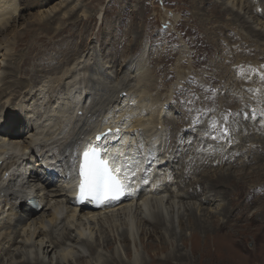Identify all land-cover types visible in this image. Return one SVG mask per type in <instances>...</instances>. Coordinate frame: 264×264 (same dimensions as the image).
Masks as SVG:
<instances>
[{
    "label": "rangeland",
    "instance_id": "obj_1",
    "mask_svg": "<svg viewBox=\"0 0 264 264\" xmlns=\"http://www.w3.org/2000/svg\"><path fill=\"white\" fill-rule=\"evenodd\" d=\"M28 1L29 0H13L14 2L13 6L11 9L8 10L14 11L16 9L15 13L17 12L16 14H19L21 12L19 9L21 8L23 2L28 3ZM38 2L40 6L35 7L30 11L32 13V14L30 13L31 15L30 20L35 22L34 24H32L35 30L31 34H29L30 36L29 35L25 36L24 44L21 45L19 50L21 52H24L25 50H27V48L35 44L37 46L36 53L40 52V54H38L36 58L32 57L29 64L23 66L21 56H16L15 58H12L9 55L4 56L3 51L0 52V91H4V95L0 96V115L4 113L0 117V122H2L0 128L4 125V122L7 125L6 120L8 118L5 119L7 115L13 114L18 111L20 116L18 117V115H15V120H17V122L14 123V125L16 124L17 125L16 127L12 125L11 128H8L10 125L8 124L6 126L8 129H3V128L0 129V164H3L8 160L9 165H12L15 161V158L14 157L11 158L10 156L22 155V152L25 151L24 148H22L24 147L22 145L23 144L22 141H30L31 139L36 140L32 144V146H35V144L37 143L41 145L40 147L36 145L38 146L37 147L38 149L37 150L35 149V153L37 152L38 154L37 156L39 159L43 160L44 157H49V156L50 158H54L56 157L55 154H59V155L61 154V150L63 149V147L69 144L70 142L63 143V147L60 146L61 149L59 148L57 152L56 150L50 151L49 149L53 146L50 145L45 146V143L50 144L51 142L52 144V142H54L53 145L55 146L59 141L58 139H54V140L50 139L48 140V142L46 141L47 135L42 133L40 131V128L35 129L34 127L35 121L32 120V118L34 119V116L33 113L30 111L33 110L36 113L37 118H43L47 113L46 111H50L49 109L53 106L52 108L55 107V109L56 110L58 109L60 112L63 110H68L67 114L70 112V116H76V115L79 116V114L82 115L79 116L80 118L76 116L78 119L77 118L73 119L72 117L71 119L68 118L66 120L67 123L66 129L72 127L73 129L71 130H74L73 136L80 133L84 135L81 136L80 134V138L77 139L78 143L83 142L84 138L88 134L87 131L90 128L92 129L93 126H96L95 120L97 122L100 119L99 121L101 122L104 121L105 123H107V121H110V123L113 122V124L117 122V124L115 125L120 130L122 128H120L119 126L124 124L122 125L124 126L123 127L124 131L123 129L122 131L123 134H125L124 136H126V138H125V143L123 141V144L126 145L123 146L122 141L121 143L118 144V146L116 145L117 150L119 152L121 151L120 153L117 151L118 154L117 155L115 154L116 157L117 156H119V158L121 157L120 159L122 163L127 160L126 162L128 163L125 162V164L131 165L130 163L136 161L137 157L141 154V153L139 154L140 151L141 152L148 151L152 155V157L150 161H148L147 166L146 163H144V166L140 172L144 173V171L148 166L149 167L152 166L151 174L154 170L155 173L159 175L158 176L153 172L155 176L152 174V177L153 178H156L157 176L160 177L157 185L161 186L160 183H162V185L166 184L164 187L165 190H167V192L168 191L170 192L169 189L171 185L173 187L175 181H177L178 183L180 181L178 176L179 171L177 170V164L182 159V157H178V156H183V158H185L186 161L188 162L193 161V159L196 157L193 161L194 163L191 162V164L192 163L193 165L195 164V166L199 169H203V168L205 169V167L207 166L206 170L207 169L209 170L210 166L213 163H215V168H219L228 162H230L228 166L233 165L235 166L234 168H239L234 164V161L237 160L233 155H236L235 153L238 152H239L238 154H242V152L243 154L246 153L248 148L247 146H243L245 150L244 149L237 150V148L235 147L242 144L241 142L245 140L244 137H241L237 134L231 135L232 133L228 131L227 133H225L222 130L218 132L216 130H219L221 128L222 129L227 128L228 130L229 129L232 130L233 128L237 127V126L233 127L232 122H229V120L232 118L234 113H236V110H234L235 112L231 110V107H233L234 105L233 104L234 98H236L237 100L236 99L235 100L238 101L237 102L238 108H241V110L242 108H246L247 110H249V114L247 117L248 121L250 120V118L251 120H256V118L258 119L263 118L264 121V8H263L264 0H255V2L254 0L252 1L251 0H38ZM8 4L10 5L9 2ZM243 5L252 6L251 7L252 11L250 12V14ZM255 13L257 17L261 20L252 19V15L254 16ZM37 14L39 15V19H37L38 18ZM30 15L26 14L25 16L26 18H29ZM48 21H50L49 24L50 27L48 26V28H44L43 24ZM20 22H22V20H20ZM23 26L24 25H22V27ZM131 48L133 49L131 50ZM83 53L90 54L91 55L90 60L85 61L86 59L84 57L83 58L81 57ZM96 54L99 55V56L97 55L99 58L96 57ZM67 57L70 59L74 58L71 59L73 60V62H70L71 60L67 59ZM94 60L96 62H94ZM68 61L70 64L68 63ZM133 62L134 63L139 62L141 63V65L143 64L142 65L143 67L141 66L143 70L141 69V71L137 72L138 67H136ZM14 63H16L18 65L17 68L18 67L19 68L18 69L16 68V71L13 74V76L11 75L10 77L9 68L12 65H15ZM132 63L134 64V66ZM57 67H59V69H57ZM24 69H36L38 70V73L37 75L35 74L34 77H32V75L26 74V72H24ZM136 73L137 75H135ZM71 74L76 75L77 77L76 79L79 78L80 79L75 80L72 83L71 82L69 83V81L71 80V77L69 76ZM108 74L110 77L108 76ZM115 76H119V77H115ZM107 77L110 80H108ZM124 78L125 79L127 78L128 82L130 83L127 82V79L125 81ZM18 81L25 82V86L28 84L27 86L29 88L25 89L24 87L22 88L16 86L14 87V84ZM117 83L118 84L122 83L121 84L122 89L127 88L128 90L130 89V91L126 93L123 92L120 94L119 97H116L114 95L115 88L113 87V85ZM51 84L52 86H49L50 90L49 88L47 89L48 85ZM60 84H62V87ZM86 84L87 85L89 84V86H87ZM130 84L133 86H130ZM41 85L43 88L39 87ZM81 85L83 88L81 87ZM137 85L141 87L143 86L142 88L144 89V96L150 95L147 97H142V99L143 98L147 99V101L138 100L142 96V94H140L141 96L140 95L138 96V93L134 88V87L136 88L139 87ZM93 88L96 89L98 88L99 90L97 91L94 89L93 91ZM140 89L141 88H139V90ZM68 90L70 91L68 92ZM6 91H7V95H5ZM80 91L82 95L85 94L84 96H80L79 100L82 99L83 100V101L81 100L82 102L79 100H78L79 102L75 101L76 100L75 99L74 102L72 101L73 103L70 102L68 103V106H64L65 99L69 94H73V93L79 94L78 92ZM132 91H134L132 93L133 95L136 93L134 95L135 97L133 95H130L128 97V95ZM64 92L65 94H62ZM100 93L101 96L99 97ZM158 95H160V97H158ZM13 97L15 99L11 100ZM40 97H43L44 99L42 100V98ZM61 97L62 100L60 99ZM154 97L159 98V101L157 99L155 100ZM96 98L98 100H96ZM48 101H52V102H48ZM140 101L144 102L145 105L148 102L149 104H147L146 107ZM40 102H42V104ZM55 102H57L59 105L60 104L63 105L62 106L60 105L59 108V105H56L57 103L54 104ZM75 102H77V104L81 106L79 108H76L77 104ZM84 102L86 105L83 104ZM90 102L92 105L90 104ZM136 102L138 104L141 103V106L143 107H141L140 104L138 105ZM48 103L51 106H49ZM131 103H133V105H135L136 103L138 108L139 106L141 108L138 109L137 107L135 108L134 106L131 108L132 106ZM224 103H226V107H228L226 108V111L221 109ZM82 104H83V108H82ZM129 104L130 106H128ZM122 105L127 109L128 107L130 108L128 110L126 109V112H129L131 116L128 115L129 117H126L128 113L125 112L124 107H123L124 109L122 108L123 110L120 109ZM63 106L64 108L67 107L69 109L66 108L60 110L62 109L61 107ZM84 106L88 108L86 109V107ZM93 106H96V108L93 109ZM115 107H116V111L115 110L113 111ZM149 107L150 109H147ZM142 108H144L145 110ZM44 109H45V114H43ZM117 109H119L120 111ZM40 110L43 112H40ZM58 110L56 112L55 111L49 112L51 116H55L54 119H56V121L60 120L59 116L61 115L60 112L58 113ZM148 110L151 111L155 110L156 112L149 111L150 112L149 113ZM158 111H160V113L162 114L160 115L161 117L163 116L162 118L164 121L163 120H161L160 122L155 121V117L162 119L160 115L157 114L159 113ZM98 112L102 114H98ZM135 112H137L138 114H136ZM146 112H148L151 115H149ZM259 112L261 113L259 114ZM26 113H28L27 117H25ZM114 113L116 114V116ZM141 113L144 114L145 116L142 115ZM221 113L222 115H220V117H222L223 119L220 120L219 118H217V116L218 114ZM134 114L137 117L141 116L142 118L146 119V121L142 124L136 122L141 117L137 119V117ZM30 115L32 116L31 119L29 118ZM85 115H87L86 119H85ZM111 115L114 119H116L115 117L120 116L117 118L119 120H114L111 117ZM148 115L152 119H149ZM225 116L227 117V119H225ZM167 117L168 118L173 117L172 125L165 122L167 120ZM82 118L84 119V122H82L83 121ZM104 118H106L105 119L106 121L104 120ZM176 118H179V120ZM148 119L150 121L152 120L154 124L157 123L158 126L152 124V126H154L156 129L154 127L150 128L151 123L149 121L148 122L150 124L147 123ZM70 120L74 121L73 125ZM75 120L77 121L81 120V121L79 122L76 121L75 123ZM90 120L92 121L94 120V121L90 122ZM130 120H132V122L135 120V123L134 122L132 123ZM124 122L125 123L128 122V123L125 124ZM88 123L89 124L91 123L92 125L91 124L89 125ZM137 123L141 125L138 126ZM146 123L148 124L149 128L146 126L147 125ZM219 124H222L223 127L217 126ZM142 125L145 126V128L147 127L146 130H143L144 127ZM44 126H47L46 131H48V133L50 132L49 128L50 130L55 129V126H53V122L51 120H48V122H46ZM85 126L86 127L89 126V127L86 128ZM135 126L136 128L138 127V129H135ZM140 126L142 127L140 128ZM131 127L132 129L134 128L133 133L131 131L132 129H130ZM162 127L164 128V130H166V132H164V130L161 129ZM212 127L213 130H211ZM125 128L126 129L128 128L127 130L130 132L127 131L126 132L127 134L124 133L126 131ZM158 128L160 130H158ZM151 129L153 130L152 132L154 133L155 136L153 135V133H151L153 138L152 136L151 137L149 136L150 141H148L149 138L147 134H150L149 131H151ZM136 130L137 131L139 130V132H137L138 134L136 133ZM171 130L173 133H171ZM157 131H160V133ZM13 132L17 134V135L14 134L15 137L14 141H16V144L14 143L13 144L15 147H12L10 144H7V142L5 141V138H9V136L11 135V133L13 134ZM139 133L141 134L145 133V134L144 135L140 134L142 136V138H140L141 136L139 137ZM156 133H157V137H156ZM136 134L138 135V140L141 139L143 143L142 142L139 143L138 141H135L137 140ZM161 134L162 136L160 137ZM57 136H59V134ZM143 136H144V140H143ZM146 136L148 139H146ZM162 137H166V138L161 140ZM198 137L200 138L199 140ZM130 138H132L133 140ZM154 138L156 139L158 138V140L155 141ZM233 138L238 139V140L235 139L237 142H235ZM126 139H128L130 144ZM145 139L147 140L148 144L151 141L153 142V140L151 139H154L155 142L153 143L157 144L158 141L161 142L163 141V144L160 142L162 144L160 145V143L158 142L159 143L158 145L156 144L154 145L153 143H150L149 146H147L148 144L145 141ZM228 139L230 140L228 141ZM231 139H233L235 144ZM134 142L138 144L136 143L133 144ZM187 143L190 146H187L188 145ZM221 144L223 145V147ZM129 145H132V147H134L135 150L134 151L131 150L134 148H132L131 146L129 147ZM139 145L142 148H145L146 146V149L139 148ZM150 145H154L152 146V149L150 148L151 147ZM126 146L128 147L125 148ZM135 146L136 147L138 146L139 149L137 148L138 149L137 150ZM163 146L165 147V149ZM153 147H155L156 149H154ZM225 147L228 148L226 149ZM5 148H7L6 151ZM40 149L43 154L39 151ZM42 149L45 150L47 149V150L43 151ZM29 150L31 151V147H28V149L26 150L27 151L25 153L26 155L29 153ZM230 150L232 151V153ZM154 151L156 152V156ZM174 152L176 155H173ZM183 152L185 153L184 155L188 154L189 157L188 156H186L187 158L184 157V155L182 154ZM47 153L49 154L46 155ZM192 153L193 156L191 155ZM200 153L202 154L200 155ZM203 154H205L206 156H204ZM28 156L31 157L32 155H28ZM160 156L163 157L164 159V160L162 159L163 161L161 160ZM207 156L209 158L208 160H210V163L206 162L208 161L206 159ZM126 157L132 159L129 160ZM244 158L245 157H242V159ZM57 159L60 160L59 162L60 164L62 162L61 159L60 158ZM157 160L158 162L162 161L163 163L162 162L157 163ZM197 160L198 161L201 160L203 163H201V161L198 162ZM33 162L34 165H36L35 169L39 172L41 176H44L42 181L40 179H37V183H35V186L37 188H42L43 190L42 199H44L42 201V204H44V208L39 211L33 212L34 215L32 217L36 218L38 215H40V212L47 211L48 209L45 207L50 206L53 202L55 203L56 199L59 198L63 199L62 194L64 193V191L59 192V189L61 188L57 187V186L61 187L60 185L62 184V181L59 184V182H56V180L54 181L51 179V177L53 178L55 177V174L54 175L51 174L47 176L42 172L41 169H39V166L37 165L35 159H33ZM170 162L172 164H170ZM175 163L176 165L174 166ZM219 163L220 166L218 165ZM201 164L202 166H199ZM145 166L146 168L145 170H143ZM160 167H162L164 171L161 170L162 172H158ZM172 167L174 171L171 170ZM16 168L17 167L13 168V170L15 171ZM167 169L169 172L167 171ZM175 170L176 172L178 171V173H176ZM12 171L10 170L6 177L2 176V178L0 179V183L3 180L8 182L10 179L8 177L10 176V174H12ZM171 171L175 172L177 175L175 173L172 174ZM185 171L187 170L185 169ZM163 172L164 174H162ZM165 172L166 174L167 173L168 174L166 175ZM160 173L162 176H164V179L162 178V176H160ZM263 173L264 172H262V174ZM168 176L170 182L166 181L165 179L167 178L168 180ZM47 178L50 180H47ZM162 179L164 181V184ZM65 180H67L66 177L63 178V181ZM252 180H255V178ZM252 180L251 182L246 183L245 187L240 192L241 194H245V192L249 188V185L253 183ZM23 182L25 183L26 180H23ZM23 182L18 181V184H21ZM168 183H170V185ZM175 184L177 183L175 182ZM164 187L162 186V188ZM193 188L196 189V194L197 192L199 194V193H203L204 191V186L198 182L195 186L191 187V189L195 191V189ZM48 191L50 192L49 195L47 194L49 193ZM155 191L149 192L148 198L152 196L155 197L156 194H157L156 198L160 197L161 191L160 190H158L160 192H158L157 190ZM55 192L58 195H56ZM51 194H53L52 195L53 197H51ZM175 197L176 196H174L173 198L176 200L181 198V197L178 198ZM246 197L247 196H237L233 194L231 196V200H230L231 202L228 203L229 201L225 200L223 201V204L228 203L229 208L231 207V205L232 207L236 208L237 203H242L243 202L242 199ZM51 198L53 202H51L50 205L46 204V201ZM200 198L201 196L199 194L196 199H200ZM249 198L250 200L256 199V197L252 195H250ZM184 199L187 200L189 198L185 197ZM193 200L191 199L190 201ZM1 204L3 205V203ZM210 204H211L210 206H214L213 203ZM259 205L256 204L254 206L258 207ZM202 206L208 207L209 205L204 204ZM11 208L12 207L10 205L7 206L6 212H10L12 215ZM251 211H253V209H250L248 211V215L251 213ZM92 212H97V211H92ZM63 214L65 216L67 215L66 212H63ZM69 214L70 213H68V216ZM256 215L254 217L255 219L253 218L252 220H247L245 222L242 221L241 226L238 227V231L235 233L236 239L233 243H231L234 252L233 254L231 253V255L228 257V261L225 260L226 263L231 264L232 262V264H241V262L239 261V256L241 254L240 258L244 256L246 264L249 263L264 264V229L261 228L262 227L261 223L264 224V214L258 213ZM4 217L5 216H3V218ZM245 217L246 216H244V218ZM179 223H180V218L179 219L177 218L174 227L177 226L175 229L177 232L180 233L182 227H180ZM220 232L222 231L217 230V235L221 234ZM187 233L188 235H190L191 229H188ZM143 236H144L143 232L142 233L139 232L135 235L136 239H139L136 248H134V244H133V251L134 252L136 251L135 256H132L131 254H127L124 250V243L121 241L118 242L117 239L114 237L115 239H113L112 247L107 246L108 249H106V247L104 248L100 246L101 247L100 250L102 251L103 255L101 254L97 259L101 258L100 261L103 262L105 259V255L112 254L111 251H118L120 252V255L122 256L124 255L123 257L127 262L130 259L132 260L136 259L138 264H160L161 261L162 264H190L191 262H192L191 264H221V259L217 255L213 256L210 253H206V251L203 254L201 249H199L200 246L195 248L192 247L191 240H189L186 243V245H183L181 241L178 242L179 248L188 257V261L185 260L186 263H180V260H176L177 258H175V260L166 259V257L171 256L169 252L171 247L168 249L158 246H155L154 248L153 247L149 248L146 244L140 243V238L143 239ZM199 239L202 240L203 237H199ZM94 241L96 242V238H94ZM84 247L85 245L83 246V248ZM84 249H86V247ZM173 252L174 251H171V253ZM210 252L217 254L218 252L217 244L211 248ZM89 256L90 254L87 252V254H85L84 257L85 259L87 258L86 260L88 261V263L96 262V257H89ZM163 256L165 258H162ZM157 258H159L161 261L160 260L157 261ZM76 264H85V262L78 261Z\"/></svg>",
    "mask_w": 264,
    "mask_h": 264
},
{
    "label": "bare ground",
    "instance_id": "obj_2",
    "mask_svg": "<svg viewBox=\"0 0 264 264\" xmlns=\"http://www.w3.org/2000/svg\"><path fill=\"white\" fill-rule=\"evenodd\" d=\"M8 2L10 3V5L8 4ZM254 2H255V0H254ZM261 3H262V1H261ZM13 4H14L13 0H11V1L10 0H1L0 1V52L3 51L4 56L9 55L12 58H15L16 56H21L23 66H25V65L29 64L32 57L36 58V56L38 54H40V52L36 53L37 52V46L35 44H33V46L27 48V50H25L24 52H21L19 50L21 45L24 44L25 36H28L29 34H31L35 30L32 26V24H34L35 22L30 20V17H31L30 11L35 7H39L40 5H39L38 0H29L28 3L23 2L21 8L19 9L21 12L20 13L18 12L19 14H16L17 12L15 13V10H16L15 8H13V9H15L14 11L8 10V9L12 8ZM243 6H245V9H247L248 13L250 14V12L252 11V8H251L252 6L251 5H248V6L243 5ZM263 8H264V6H263ZM26 14L30 15L29 18H26V16H25ZM35 15H34V17H35ZM37 16H38L37 19H39L38 14H37ZM252 19L261 20L257 17L256 13L254 14V16L252 15ZM20 20H22V22H20ZM22 23H24V24H22ZM49 24H50V21L44 23L43 27L48 28ZM22 25H24V26L22 27ZM132 49L133 48H131V50ZM90 51H92V50H90ZM97 55L98 54H96V57L99 58L98 57L99 55L98 56ZM90 56L91 55L88 53H86V54L83 53L81 57L82 58L84 57L86 59L85 61H88V60H90ZM96 57H95V60H96ZM67 59L71 60L74 58L70 59L67 57ZM95 60H94V62H96ZM128 61H130V60H128ZM70 62H73V60H71ZM68 63H69V61H68ZM14 64L15 65H12L9 68L10 77H11V75L13 76V74L15 73L16 68L18 66L16 63H14ZM77 64H78V62H77ZM134 64L136 67H138L137 72L141 71V69L143 70V68H141V66L143 64L141 65V63H139V62H136ZM134 64H133V66H134ZM78 66H76V67H78ZM46 69H44V70H46ZM57 69H59V67H57ZM103 69H101V70H103ZM24 72H26V74H30V75H32V77H34L35 74L37 75L38 70H36V69H24ZM132 72H134V71H132ZM104 74H106V73H104ZM140 74H141V72H140ZM66 75H67V73H66ZM135 75H137V73ZM108 76H109V74H108ZM138 76H140V75H138ZM69 77H71V80L69 81V83L70 82L72 83L75 80L80 79L79 77H78L79 79H76L77 77L74 74H71ZM115 77H119V76H115ZM107 79H108V77H107ZM124 79H123V81H124ZM126 79H125V81H126ZM88 80H90V79H88ZM108 80H110V79H108ZM85 81H87V80H85ZM127 82H128V79H127ZM118 83H120V82H118ZM118 83L113 85V87L115 88V90H114L115 94L114 93L113 94L116 97H119L120 94L123 92L126 93V92L130 91V89L128 90L127 88L122 89V87H121L122 83L121 84H118ZM128 83H130V82H128ZM6 84H8V83H6ZM27 85L25 86V82H23V81H18L14 84V87L15 86L19 87V88L24 87L26 89V88H29ZM60 85L62 87V84H60ZM95 85H96V82H95ZM49 86H52V84L48 85V87L46 85L47 89L49 88V90H50ZM87 86H89V84ZM130 86H133V85L130 84ZM137 86H139V85H137ZM8 87H10V86H8ZM39 87L43 88L42 85ZM81 87H82V85H81ZM142 87L141 86H139L137 88L134 87L138 93V96L140 94H142V96L140 95L141 99L139 98L138 100H141V101L146 100L147 101V99H144V98L142 99V97H147L150 95L144 96V89ZM139 88H141V89L139 90ZM44 89H46V88H44ZM94 89L97 91L99 90L98 88L97 89L93 88V91H94ZM44 91H46V90H44ZM69 91L70 90H68V92ZM72 92H74V91H72ZM133 92L134 91H132L130 94L128 93L129 94V95L127 94L128 97L130 95H133L132 94ZM78 93L79 94H77V93L69 94L65 99L64 106H68V103H70L72 101L74 102L75 99H76L75 101H78L80 99V96L85 95V94L82 95L81 91ZM62 94H65V92ZM3 95H4V91H0V96H3ZM5 95H7V91L5 92ZM52 95H54V94H52ZM86 95H87V93H86ZM100 96H101V93L99 94V97ZM46 97H47V95H46ZM158 97H160V95H158ZM38 98H39V96H38ZM40 98H42V100L44 99L43 97H40ZM14 99L15 98L13 97L11 100H14ZM60 99L62 100V97ZM126 99H127V97H126ZM156 99L159 101V98L156 97L155 100ZM235 99L236 98L233 99L234 105H233V107H231V110H233V111L236 110V113H234V115L229 120V122H232L233 127L234 126H237V127L233 128L232 130L229 129L228 132L232 133L231 135L237 134L241 137H244L245 140L243 142H241L242 144L235 146L237 148V150L238 149H244L243 146L248 147L246 153H244V154H243V152H242V154H238L239 152L238 153L234 152L236 155H233V156L237 160V161H234V164L239 168H234L235 166H233V165L228 166V164H230V162H228L219 168H215V163H213L212 165L210 164L211 166L208 165V166H210L209 170L208 169L206 170V167H207L206 165H205L206 166L205 169L204 168L199 169L195 166V164L193 165V163H194L193 161L196 157L195 158L193 157L194 159L192 158L193 161H191V162H193V163L191 164V162L186 161V159L183 158V156H178V157H182V159L179 158L181 160L177 164V170L179 171L178 176H179L180 181L178 183L177 181L174 180L177 184H175V182H174L173 187L171 185V187L169 189L170 192L168 191L169 194H168L167 190H165V187H164L166 184L162 185V183H160L161 186L157 185L160 177H158L159 175L157 173H155L154 170H153V172L155 174H157L158 176L156 178L152 177V174H153V172L151 174V169H152L151 167L152 166L151 167L148 166L146 168V166L148 165V161H150V159L152 157V155L148 151H144V152L142 151L143 153L140 151L139 154L140 153L141 154L137 157L136 161H134L133 163H130L131 165L125 164V162L127 160L122 163V161L120 159L121 157L119 159L115 160V162H113V158L116 157V155L118 154L117 153L118 150H117L116 145L118 146V144L121 143V141H122V144H123V141L125 143L126 136H124L125 134H123V131H124L123 127L124 126H122L124 124L119 126L120 128L123 129V131H122V129L120 130L119 128H117V126L115 125V124H117V122H115V121H114L115 124H113V122L110 123V121H107V123H105L104 121L101 122V121H99L100 119L96 122V120L94 119L96 126H93V127L90 126V127H92V129L90 128L88 131L86 130L88 132V134L84 138V141L81 143H78L77 139L80 138L81 133L73 136L74 130H71L73 128L70 127L69 129H66V126H67L66 120L68 118L71 119L72 117H73V119H75V118H77L76 116H78V115L70 116V112L67 114L68 110H63V109H66L67 107L66 108H64V106L61 107L62 109H60V110H63V111H61L62 113L57 109L58 113L60 112V114H61L59 116L60 120H58V121H56V119H54L55 116H51L49 114V112H52V111L56 112L57 111L55 109V107L52 108L53 106L51 107L52 109L51 108L49 109L50 111H46L47 113L43 118H37L36 113L33 110H30L33 113L34 119L32 118L31 115L29 116V118L30 119L32 118V120L35 121L34 122L35 129L40 128V131L47 135L46 141L48 142V140H50V139H53V140L58 139V141H59L55 146L53 145L54 142H52V144H51V142H50V144L45 143V146H49V145L53 146L49 149L50 151L56 150V152H57V150L60 148V146L63 147V143H65V142H68V143L70 142V143L63 147L60 155L54 153L56 158L54 156H53L54 158H50V156H49V157H44L43 160H41L38 158L37 152L35 153V149L37 150L38 149L37 147L38 146L40 147L41 145L37 143V144H35V146H32V144L36 140H32V139L30 141H22L21 140L23 142L22 145L24 146L22 148H24V150H25L22 152V155L10 156L11 158H13V157L15 158V161L12 165H9L8 160H7V162L0 164V176H1L0 179L2 178V176L6 177L10 170L12 171L13 168L17 167L16 170L15 171L13 170L12 174H10V176L8 177V178H10L8 182L3 180L0 183V223H1L0 224V252H1L0 264H76L78 261H83V262H85V264H138L136 259H134V260L130 259L127 262L123 257L124 255L123 256L120 255V252H118V251H111L112 254L105 255V259L103 257V259H104L103 262L100 261L101 258L100 259H97V258L101 254L103 255L100 248L106 247V249H108L107 246L112 247L113 239H115V238L117 239L118 242L121 241L124 243V250L127 254H131L132 256H135L136 251L135 252L133 251V244H134V248H136L137 242L139 239H136L135 235L139 232L140 233L143 232V235H144L143 239L140 238V243L146 244L149 248L150 247L154 248L155 246H158V247L168 249L171 247L170 251H169L171 256L166 257V259L175 260V258H177L176 260H180V263H186L185 260L188 261V257H187V255H185V253H183L181 251V249L179 248L178 242L181 241L183 245H186V243L189 240H191L192 247L195 248V247L200 246L199 249H201L203 254L206 251V253H210L213 256L217 255L221 259V264H230V263H226L225 260L228 261V257L231 255V253L233 254V252H234L233 247L231 246V243H233L235 241V239H236L235 233L238 231V227L241 226L242 221L245 222L247 220H252L255 217V215L258 213L264 214V173L262 174V172H264V121H263V118H261V119L256 118V120H251V118H250L251 121L250 120L248 121V119L245 118V116L247 115V117H248L249 110H247L246 108H242V110H241V108H238L237 107L238 101H236L237 99L236 100ZM61 100H59V101H61ZM81 100H79V101H81ZM96 100H98V99L96 98ZM92 101H93V99H92ZM48 102H52V101H48ZM119 102H121V101H119ZM40 103L42 104V102H40ZM56 103L57 102H55L54 104H56ZM75 103L77 104V102H75ZM87 103H89V102H87ZM122 103H123V101H122ZM136 103H135V105H136ZM141 103L144 104V102H141ZM141 103H139L140 106H141ZM83 104L86 105L85 102ZM83 104H82V108H83ZM90 104H91V102H90ZM147 104H149V102ZM48 105L51 106L49 103H48ZM56 105H59V104L57 103ZM60 105H59V108H60ZM131 105H132L131 108L133 106L135 108L136 107L138 108V106L133 105V103H131ZM146 105L144 104V106H146ZM80 106H79V104H77L76 108H79ZM128 106H130V104ZM140 106H139V108L143 107V106H141V107ZM84 107H86V106H84ZM123 107L124 106L122 105V107H120V109H122ZM151 107H153V106H151ZM45 108H47V107H45ZM87 108L88 107H86V109ZM94 108H96V106H93V109ZM110 108H112V107H110ZM124 108H125V112H126L127 108L126 107H124ZM226 108H228V107H226V103H224V105H223V107H221V109L226 111ZM67 109H69V108H67ZM128 109H130V108L128 107ZM142 109H144V108H142ZM147 109H150V107ZM114 110L116 111V107H115V109H113V111ZM117 110H119V109H117ZM149 111H151V110H148V112ZM152 111H155V110H152ZM160 111H158L159 113H157V114L160 115L161 114ZM40 112H43V111L40 110ZM137 112H135V113L138 114ZM148 112H146V113H148ZM28 113H26L25 117H27ZM126 113H128L126 117L131 116L129 114V112H126ZM142 113H143V111H142ZM260 113L261 112H259V114ZM3 114L4 113H2L1 115H3ZM43 114H45V109H44ZM82 114H83V112H82ZM98 114H102V113L98 112ZM1 115H0V117H1ZM15 115H18V117H20L18 111L13 113V114L7 115L5 117V119L8 118L6 120L7 125L10 124L8 128H11L12 125H14V123L17 122V120H15ZM80 115L81 114H79V116ZM88 115H90V114H88ZM139 115H140V113H139ZM142 115H144V114H142ZM149 115H151V114H149ZM161 115H160V117H161ZM166 115H167V113H166ZM220 115H222V113L218 114L217 118H219L221 120L223 118L220 117ZM79 116H78V118H80ZM100 116H103V115H100ZM115 116H116V114H115ZM86 117H87V115H85V119H86ZM109 117H110V115H109ZM111 117H112V115H111ZM118 117H120V116H118ZM118 117H115L116 119H114L113 117L112 118L114 120H119V119H117ZM139 117H141V116H139ZM139 117H137V119ZM91 118H93V117H91ZM106 118H104V120ZM172 118L167 117V120L165 122L172 125L173 124ZM253 118H255V117H253ZM101 119H103V118H101ZM109 119H111V118H109ZM149 119H152V118H150V116H149ZM149 119L147 120V123L150 122L151 123V124L149 123L151 126L150 128H153L154 126H152V124H154V123L152 122V120L150 121ZM156 119L159 120L160 118L155 117V121H157V122H160L161 120H163V118L160 119L159 121ZM176 119L179 120V118H176ZM48 120H51L53 122V126H55L54 130H50V128H49V131H50L49 133H48V131H46L47 126H44V124L46 122H48ZM76 121L77 120H75V123H76ZM79 121H81V120H79ZM79 121H77V122H79ZM91 121L92 120H90V122ZM130 121L132 122V120H130ZM145 121H146V119L141 117L136 122L142 124ZM71 122L73 125L74 121H71ZM82 122H84V119ZM82 122H80V123H82ZM86 122H88V121H86ZM133 122L135 123V120ZM1 123L2 122H0V125H1ZM126 123H128V122H126ZM141 124H138V126ZM7 125L4 122V125L1 128L8 129L6 127ZM84 125H82V126H84ZM127 125H129V124H127ZM154 125L156 126L157 123ZM16 126L17 125L15 124L14 127H16ZM142 126H140V128ZM146 126L148 127V124ZM217 126L223 127L222 124H219ZM88 127H86V128H88ZM143 127H144L143 130H146L147 127L146 128H145V126H143ZM43 129H45V130H43ZM107 129H110L112 134H110L106 140L102 139L101 141H97L95 139V135H97L98 133H102ZM117 129H119L118 133H117ZM127 129L124 133H126L128 131ZM130 129H132V127ZM133 129L131 130L132 133L134 132ZM135 129H138V127L136 128V126H135ZM161 129L164 130L163 127ZM172 129H174V128H172ZM158 130H160V129L158 128ZM177 130H179V129H177ZM211 130H213V127ZM221 130H222V128L219 130H216V131L218 132ZM152 131L153 130L151 129V131H149L150 134H147L148 138H149L148 141H150V137L152 136L151 133H153ZM128 132H130V131H128ZM137 132H139V130L138 131L136 130V133ZM157 132L160 133V131H157ZM164 132H166V130H164ZM167 133H166V135H167ZM171 133H173L172 130H171ZM14 134L17 135L15 132H13V134L11 133L9 138H5V141L7 142V144H10L12 147H15L14 144H16V141H14L15 140ZM58 134H59V136H57ZM140 134L141 133H139V137L141 135H144L145 133L141 134V135ZM162 134L160 135V137L162 136ZM153 135H154V133H153ZM81 136H84V135L81 134ZM134 137H135V135H134ZM136 137H137V140H135V141H138L139 143L142 142L141 139L138 140V135ZM156 137H157V133H156ZM140 138H142V136ZM148 138L146 136V139H148ZM152 138H153V136H152ZM164 138H166V137H162L161 140H163ZM128 139H126V140L128 141ZM130 139H132V138H130ZM146 139H145V141L147 142ZM154 139H155V141L158 140V138L157 139L154 138ZM154 139H151V140H153V142H155ZM199 139L200 138L198 137V140ZM233 139H231V140L233 141ZM143 140H144V136H143ZM229 140L230 139H228V141ZM236 140H238V139H236ZM236 140H235V142H237ZM153 142L151 141L150 143H153ZM158 142L160 143L161 141H158ZM158 142H157V144L156 143H153V144L158 145L159 144ZM164 142H166V141H164ZM235 142H234V144H235ZM128 143H129V141H128ZM135 143L136 142H134L133 144H135ZM161 143L163 144V141ZM161 143H160V145H162ZM180 143H181V141H180ZM136 144H138V143H136ZM147 144H148V142H147ZM149 144L147 146H149ZM36 145H38V146H36ZM125 145L126 144H123V146H125ZM132 145H129V147L130 146L132 147ZM154 145H150L151 146L150 148L152 149V146H154ZM223 145H222V147H223ZM187 146H190V145L188 144ZM28 147H31V151L29 150V153L26 155L25 153L27 152L26 150L28 149ZM91 147H99V149H102L103 150V157L112 163L114 169L120 168L121 173L119 175L122 177V179L125 182L130 183V185L132 187V191L129 193V196H127L124 200H121V201L115 200V201H112L111 203H103V204L99 205L98 207H95L92 204L91 199L90 200L88 199L84 202L78 201L76 194L79 191V182H78V176H75L76 169H77L78 165L80 168V162L83 159V152L85 150H88ZM127 147L128 146H126L125 148H127ZM155 147H158V146H155ZM155 147H153V148L156 149ZM45 148H47V147H45ZM132 148H134V147H132ZM137 148H138V146L136 147V149ZM139 148H142V147H140V145H139ZM129 149H131V148H129ZM142 149H146V146H145V148H142ZM164 149H165V147H164ZM180 149H181V147H180ZM193 149H195V148H193ZM6 150H7V148H5V151ZM42 150L46 151L47 149L46 150L42 149ZM131 150L134 151L135 148L131 149ZM39 151L41 152V149ZM150 151H152V150H150ZM44 153H46V152H44ZM132 153H134V152H132ZM137 153H138V151H137ZM231 153H232V151H231ZM48 154L49 153H47L46 155H48ZM182 154L184 155L185 153L183 152ZM201 154L202 153H200V155ZM28 155H32V156L29 157ZM157 155H158V153H157ZM173 155H176L175 152L173 153ZM180 155H181V153H180ZM191 155L193 156V153ZM203 155L206 156L205 154H203ZM155 156H156V152H155ZM186 156H188V154L184 155V157H186ZM171 157H172V155H171ZM178 157H177V159H178ZM242 157H245V158L242 159ZM246 157H248V158H246ZM57 158L61 159V161H62L60 163L61 165H59L60 161H58ZM33 159L36 160L37 165L39 166V169H41L42 172L44 174H46L47 176L52 174L51 172L48 171L49 169L56 170L55 177L54 178L51 177V179L54 181L56 180V182H59V184L62 181V184L60 185L61 187H59V186H57V187L61 188V189H59V192L64 191V193L62 194L63 199H61V198L56 199L55 203L52 201V198L48 199L46 201V204L50 205L51 202H53V203L50 206L45 207L48 210L45 212H40V215H38L36 218L32 217L34 215L33 212L37 211V210L34 209L31 202L35 201L37 199L39 201V203L41 204V207H42L41 209L44 208V204H42V201L44 200V199H42L43 198V195H42L43 190H42V188H37L35 186V183H37V179H40L42 181L44 176H41L39 174V172L35 169L36 165H34ZM127 159H129V157ZM131 159L132 158H130L129 160H131ZM162 159H163V157H161V160ZM206 159L207 160L209 159L208 156ZM162 161H160V162H162ZM165 161H164V163H165ZM199 161H201V160H199ZM160 162H158V160H157V163H160ZM206 162L210 163V160H208ZM126 163H128V162H126ZM144 163H146V166L144 167L143 170H145V168H146V170L144 171V173H142L140 171L143 168ZM201 163H203V162L201 161ZM170 164H172V163L170 162ZM160 165H162V164H160ZM168 165H169V163H168ZM175 165H176V163L174 164V166ZM218 165L220 166V163ZM218 165H216V166H218ZM199 166H202V164ZM160 168H159L160 171L158 170V172H162L161 170L164 171V169L162 167H160ZM213 168H214V170H213ZM66 169H68V170H66ZM157 169H158V167H157ZM174 169H176V168H174ZM185 169L187 171H185ZM171 170H173V167ZM165 171H166V168H165ZM167 171H168V169H167ZM178 171L176 172V170H175L176 173H178ZM175 172H172V174ZM133 173H134V175H133ZM155 174H153V175L155 176ZM162 174H164V172ZM165 174H166V172H165ZM160 176H162L161 173H160ZM64 177H66L67 180H65V181H67V182L63 181ZM162 178L164 179V176H162ZM174 178H176V177H174ZM254 178H255V180H252ZM163 179H162V181H163ZM165 179H166V181H169V176H168V180H167V178H165ZM23 180H26V182L24 183ZM47 180H50V179L47 178ZM251 180L253 183L249 185V188L245 192V194H241L240 193L241 190L245 187L246 183L251 182ZM18 181H21L23 183L18 184ZM46 182H48V181H46ZM46 182H45V184H46ZM197 182L201 183L204 186L203 193H199L201 196L200 199H196L197 196L199 195L198 192L196 194V189L193 188V189H195V191H193L191 189V187L195 186L197 184ZM26 184H27V187H26ZM163 184H164V181H163ZM168 184L170 185V183H168ZM162 186L164 188H162ZM155 190L161 191L160 197L156 198L157 194L156 195L153 194V195H155V197L152 196V197L148 198L149 192L155 191ZM160 191H158V192H160ZM198 191H200V190H198ZM2 192H3V194H2ZM52 192H53V190H52ZM194 192H195V194H194ZM47 194L49 195L50 192ZM158 194H160V193H158ZM233 194H235L237 196H247V197L242 199L243 200L242 203H237L236 208L232 207V205L229 208L228 203L231 202L230 200H231V196ZM52 195L53 194H51V197H53ZM56 195H58V194L56 193ZM250 195L255 196L256 199L250 200V198H249ZM174 196H176L177 198L178 197H181V198L176 200L173 198ZM165 197H168V198H165ZM185 197L189 198V199L186 200V199H184ZM191 199L192 200L194 199V200L190 201ZM195 199H196V201H195ZM253 199H254V197H253ZM225 200H228L229 202L223 204V201H225ZM1 203H3V205ZM210 203H213L214 206H210L211 205ZM204 204L205 205L208 204L209 208L206 206H202ZM256 204H258V205L261 204V205H259L258 207H255L254 205H256ZM9 205L12 207L11 208L12 209V215L10 212H6V207ZM220 206H221V208H220ZM250 209H253V211H251V213L248 215V211ZM98 210H100V211H98ZM92 211H97V212H92ZM246 211H247V213H246ZM63 212H66L67 215L65 216L63 214ZM68 213H70L69 216H68ZM3 216H5V217L3 218ZM244 216H246V217L244 218ZM177 218L178 219L180 218L179 225H180V227H182L180 233L177 232L175 229L177 226L174 227ZM185 221L188 224H186ZM244 225H246V224H244ZM261 226H262L261 228L264 229L263 223H261ZM188 229H191L190 235H188V233H187ZM217 230L222 231V232H220L221 234L217 235ZM189 232H190V230H189ZM199 237H203V239L201 240V239H199ZM94 238H96V242L94 241ZM149 238H151V239H149ZM259 243H261V242H259ZM216 244L218 247L217 254L211 253L210 252L211 248L213 246H215ZM84 245H85L86 249H84L85 247L83 248ZM156 249H158V248H156ZM171 251H174V252L171 253ZM87 252L90 254L89 257H96V262L88 263V261L86 260L87 258L86 259L84 258L85 254H87ZM133 252H134V255H133ZM240 256H241V254H240ZM240 256H239V261L241 262V264H246L244 256L241 258H240ZM162 258H165V257L163 256ZM158 260H160V259L157 258V261ZM161 262H160V264H162ZM231 264H232V262H231Z\"/></svg>",
    "mask_w": 264,
    "mask_h": 264
},
{
    "label": "snow or ice",
    "instance_id": "obj_3",
    "mask_svg": "<svg viewBox=\"0 0 264 264\" xmlns=\"http://www.w3.org/2000/svg\"><path fill=\"white\" fill-rule=\"evenodd\" d=\"M245 118H247V115ZM222 131L227 133L228 129L223 128ZM118 132L119 129H117ZM110 134H112L111 130L107 133H101L97 135L96 140H106ZM117 159H119V156L114 157L113 162ZM120 173V168L113 169L107 160L101 158L99 147H91L85 150L79 169L81 177L79 184L80 197L82 199L90 198L98 203H111L120 199L124 190V185L118 175Z\"/></svg>",
    "mask_w": 264,
    "mask_h": 264
},
{
    "label": "clouds",
    "instance_id": "obj_4",
    "mask_svg": "<svg viewBox=\"0 0 264 264\" xmlns=\"http://www.w3.org/2000/svg\"><path fill=\"white\" fill-rule=\"evenodd\" d=\"M95 139H96V135H95ZM56 158V157H55ZM57 160V159H56ZM60 161V160H58ZM60 165V164H59ZM72 170V169H71ZM49 172H51L53 175L56 174V170H53V169H49L48 170ZM134 175V173H133ZM76 176V175H75ZM132 191V187L130 185L129 182H124V190H123V194L121 195L120 199L116 200V201H121V200H124L127 196H129V193ZM32 204V203H31ZM33 206V205H32ZM34 207V206H33ZM42 208V207H41ZM35 210H37L35 207H34ZM41 210V209H40ZM39 211V210H37Z\"/></svg>",
    "mask_w": 264,
    "mask_h": 264
},
{
    "label": "water",
    "instance_id": "obj_5",
    "mask_svg": "<svg viewBox=\"0 0 264 264\" xmlns=\"http://www.w3.org/2000/svg\"><path fill=\"white\" fill-rule=\"evenodd\" d=\"M109 130H110V129H107V130H105V131L102 132V133H107V132H109ZM99 134H101V133H98L97 135H99ZM97 135H96V137H97Z\"/></svg>",
    "mask_w": 264,
    "mask_h": 264
}]
</instances>
